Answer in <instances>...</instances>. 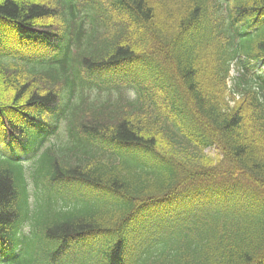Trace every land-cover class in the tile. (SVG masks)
<instances>
[{
  "label": "trees",
  "instance_id": "obj_1",
  "mask_svg": "<svg viewBox=\"0 0 264 264\" xmlns=\"http://www.w3.org/2000/svg\"><path fill=\"white\" fill-rule=\"evenodd\" d=\"M0 264H264V0H0Z\"/></svg>",
  "mask_w": 264,
  "mask_h": 264
},
{
  "label": "rangeland",
  "instance_id": "obj_2",
  "mask_svg": "<svg viewBox=\"0 0 264 264\" xmlns=\"http://www.w3.org/2000/svg\"><path fill=\"white\" fill-rule=\"evenodd\" d=\"M233 74H234V73H233ZM176 234L178 235V234H180V232H179V231H177V232H176Z\"/></svg>",
  "mask_w": 264,
  "mask_h": 264
}]
</instances>
